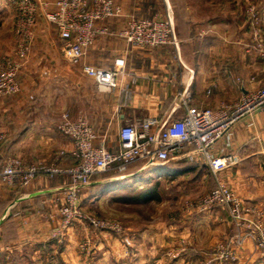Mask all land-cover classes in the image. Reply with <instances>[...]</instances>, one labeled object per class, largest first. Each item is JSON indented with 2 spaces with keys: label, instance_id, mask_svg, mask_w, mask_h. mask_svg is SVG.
Instances as JSON below:
<instances>
[{
  "label": "crops",
  "instance_id": "crops-1",
  "mask_svg": "<svg viewBox=\"0 0 264 264\" xmlns=\"http://www.w3.org/2000/svg\"><path fill=\"white\" fill-rule=\"evenodd\" d=\"M112 1L126 15L169 17L178 46L130 48L117 35L124 28V18L96 23L107 33L97 35L89 46L86 62L112 68L120 57L127 73L116 79L115 87H103L64 59L57 29L37 16L27 59L16 77L19 91L0 100V169L8 156L24 164L72 166V142L57 130L64 119L86 121L114 150L123 125L149 117L173 121L183 116L174 101L180 83L188 85L193 106L215 108L236 101L264 80V62L248 47L249 36L246 38L241 23L242 0ZM19 41L14 14L0 2V64ZM248 122L242 120L232 129L231 145L240 161L222 178L246 206L263 212L264 222V117L257 116L253 128L247 127ZM223 145V141L217 142L215 152ZM68 184L65 175L37 178L25 187L0 182V264H43L69 258L71 248L63 240L72 239V228L59 241L51 238L59 224L63 188ZM181 214L182 226L171 229L170 239H182L192 252L174 264H221L203 254L217 242L235 248L237 261L231 264H264L253 240L234 226L224 208ZM75 232L82 240L88 239L84 227L76 226ZM160 234V230H144L139 241L146 244ZM138 263L145 264L144 259L139 257Z\"/></svg>",
  "mask_w": 264,
  "mask_h": 264
},
{
  "label": "built area",
  "instance_id": "built-area-1",
  "mask_svg": "<svg viewBox=\"0 0 264 264\" xmlns=\"http://www.w3.org/2000/svg\"><path fill=\"white\" fill-rule=\"evenodd\" d=\"M1 1L14 14V31L20 41L0 64V100L16 95L19 91L16 77L27 59L37 16L44 17L57 29L64 59L70 65L79 67L84 76L103 87H115L116 79L127 76V73L124 71L125 61L120 57L114 60L112 68L97 67L86 62L89 46L97 35L107 33L105 28H97L96 23L124 18V28L117 35L130 48H157L166 45L176 47L179 44L169 17L126 15L112 0ZM245 13L250 32L248 47L264 62L259 11L254 5L247 3ZM174 101L175 106L184 111L181 118L161 121L149 117L134 124L123 125L119 128L114 150L107 147L105 138L97 136L86 121L64 119L57 130L72 142V166L61 168L38 163L24 164L17 157L8 156L0 169V182L8 186L17 184L25 187L37 178L52 179L58 175L68 177L69 184L63 188V202L57 210L59 224L51 233V238L59 241L76 222L87 223L98 230L116 233L121 231L117 223L98 221L81 208L80 191L89 187L96 175L111 172L122 176L137 163H142V170H147L186 159L206 168L215 184L197 202L189 203L188 208L199 214L208 213L215 207L224 208L234 226L253 240L255 250L264 261L263 212L246 206L222 178L223 173L240 161L231 145L233 127L246 119L249 121L247 127L253 128L255 118L264 117V80L257 88L244 91L236 101L220 104L215 108L193 106L188 85L180 83L177 85ZM2 138L0 134V141ZM219 141H223L224 145L215 152L214 146ZM89 246L90 242L85 240L81 248ZM212 257L221 264L237 261L236 250L230 243H219Z\"/></svg>",
  "mask_w": 264,
  "mask_h": 264
},
{
  "label": "rangeland",
  "instance_id": "rangeland-1",
  "mask_svg": "<svg viewBox=\"0 0 264 264\" xmlns=\"http://www.w3.org/2000/svg\"><path fill=\"white\" fill-rule=\"evenodd\" d=\"M242 3L241 23L246 38L249 36L247 42L250 44L245 13L247 3L259 11L264 42V0H242ZM171 164L167 163V166ZM148 170H142V163H137L122 176L105 172L93 177L86 192L79 194L81 208L98 221L117 223L121 231L98 230L87 223L76 222L71 227L72 239L63 240L71 248L69 258L64 262L56 259L43 264H139V257L144 259L145 264H174L191 254L192 249L182 239L175 236L177 240L171 241V229L182 226L183 211L195 213L188 208V204L197 202L210 191L213 177L205 168L182 174L165 170L149 173ZM78 225L88 232V239L85 240H89L90 246L86 249L81 248L85 240L77 237L75 232ZM148 229L160 230L161 234L143 244L139 241V234ZM218 244L215 243L203 254L213 255Z\"/></svg>",
  "mask_w": 264,
  "mask_h": 264
},
{
  "label": "trees",
  "instance_id": "trees-1",
  "mask_svg": "<svg viewBox=\"0 0 264 264\" xmlns=\"http://www.w3.org/2000/svg\"><path fill=\"white\" fill-rule=\"evenodd\" d=\"M202 170V166L200 164L194 163V162H190L186 159H182L180 161H176V162H172L171 166H167V164L163 167H153L150 168L147 172L149 173H154V172H162V171H172L173 174H182V173H187V172H192L196 169ZM130 169V168H129ZM128 169V170H129ZM128 172V171H127ZM214 186L211 188L213 189ZM210 189V190H211Z\"/></svg>",
  "mask_w": 264,
  "mask_h": 264
},
{
  "label": "water",
  "instance_id": "water-1",
  "mask_svg": "<svg viewBox=\"0 0 264 264\" xmlns=\"http://www.w3.org/2000/svg\"><path fill=\"white\" fill-rule=\"evenodd\" d=\"M124 177H122L121 179H123Z\"/></svg>",
  "mask_w": 264,
  "mask_h": 264
},
{
  "label": "bare ground",
  "instance_id": "bare-ground-1",
  "mask_svg": "<svg viewBox=\"0 0 264 264\" xmlns=\"http://www.w3.org/2000/svg\"><path fill=\"white\" fill-rule=\"evenodd\" d=\"M161 174V173H160Z\"/></svg>",
  "mask_w": 264,
  "mask_h": 264
}]
</instances>
